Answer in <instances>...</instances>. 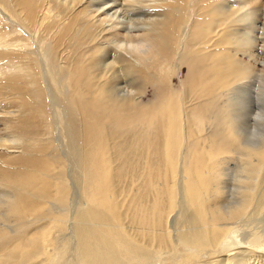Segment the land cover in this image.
Returning <instances> with one entry per match:
<instances>
[{"label": "bare ground", "instance_id": "1", "mask_svg": "<svg viewBox=\"0 0 264 264\" xmlns=\"http://www.w3.org/2000/svg\"><path fill=\"white\" fill-rule=\"evenodd\" d=\"M0 9L32 30L0 35V264H264V137L239 123L264 87L237 86L264 79V0ZM127 75L160 97L108 88ZM230 153L236 189L219 182Z\"/></svg>", "mask_w": 264, "mask_h": 264}, {"label": "rangeland", "instance_id": "2", "mask_svg": "<svg viewBox=\"0 0 264 264\" xmlns=\"http://www.w3.org/2000/svg\"><path fill=\"white\" fill-rule=\"evenodd\" d=\"M257 32H259V30H257ZM1 34H9L8 35L10 36L9 39H12V40L14 39L29 40L31 39V36H32V30L29 27L28 28L24 27L23 23L21 22L20 17H18V19L12 18L11 15H9V13L4 11L3 9H0V35ZM114 47L115 46L110 43V48H109V52H110L109 59L110 60L113 57H117V58L119 57V55H117V53H113V51L118 52V53L121 52L118 48L116 47L114 48ZM124 60L127 63L126 58ZM121 65L122 63L118 64L116 68L119 69ZM180 67L182 68V70L180 68V70L177 71V74L173 77V80L171 81V83L173 84V89L178 90V92L182 90V86L184 85V83L188 82V81H185L186 68L184 66L183 67L180 66ZM193 71H194V67L192 66V72L190 73V76L192 75ZM118 73L120 75L119 70H118ZM184 75H185V79H184ZM187 75H188V72H187ZM131 79H132L131 76L127 75L126 77L122 78L120 81L118 80L109 81L108 88H110L112 92H117V91L126 92L127 91L129 93V91H132V92L138 93V90H141L142 88L145 87V93L142 97V102L144 104H147L148 102L149 103L153 102L157 99V97H160L159 96L160 88H156L153 85H149V83L143 86L144 81H136V80L132 81ZM240 85L245 86L246 88L248 87L247 92L252 91L253 93H257L260 87H264V79L262 78V74L259 71H253L248 78H245L244 80L239 82V84H237V86H240ZM48 90H51V89H48ZM254 96L255 94H253V99H254ZM259 100L260 99L251 100V98L249 97V93H248L246 104L248 103V105L249 104L250 105L249 107L245 108L246 113L244 111V114H242L241 116L242 118L239 120L240 126H242L240 128L241 137L244 139L245 142L247 140V141H251L252 143L257 144L258 142L263 140L264 126H260V125H263L264 121L263 120L260 121V117L258 116L262 113L264 114V110H263V104H261L263 102ZM253 124H255V126ZM224 157H225L224 161L222 160L223 167L226 168L225 171L227 173L225 171L219 172L220 173V177H219L220 186L222 188L226 187L230 189H236L238 185L236 183V180L238 179L239 176H241L242 178V175H243L242 169L245 166L246 158L244 159V157L242 156L238 157L237 155H233L232 153H230L227 157L226 156ZM225 174H228V176Z\"/></svg>", "mask_w": 264, "mask_h": 264}]
</instances>
